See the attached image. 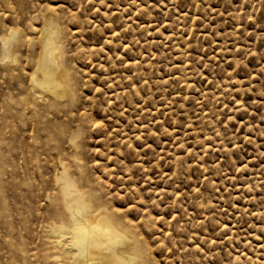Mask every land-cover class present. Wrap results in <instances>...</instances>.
I'll list each match as a JSON object with an SVG mask.
<instances>
[{"label":"rangeland","instance_id":"374dc122","mask_svg":"<svg viewBox=\"0 0 264 264\" xmlns=\"http://www.w3.org/2000/svg\"><path fill=\"white\" fill-rule=\"evenodd\" d=\"M83 204L138 264H264V0H0V264L73 261Z\"/></svg>","mask_w":264,"mask_h":264},{"label":"bare ground","instance_id":"6f19581e","mask_svg":"<svg viewBox=\"0 0 264 264\" xmlns=\"http://www.w3.org/2000/svg\"><path fill=\"white\" fill-rule=\"evenodd\" d=\"M53 19H54L53 17H49L46 20L50 24H53L54 22ZM49 26L52 27V25ZM49 28L44 29L41 38L43 51L41 52L42 54L37 66V71L39 75L38 77L34 76L35 78L33 79V82L36 85V87H38L40 90L50 93L52 96H54V98H58V97L63 98L69 92V91L67 92V85H68L66 78L67 74L65 75V70L63 69L61 63L58 60L59 58L55 53L57 52L55 51L53 45L55 43H52V39H53L52 36H54L56 32L54 33V30L52 31ZM10 39L11 38H9L8 40ZM5 40L7 39H4L3 41ZM6 45H7V41H6ZM8 46L10 45H7V48H9ZM6 51H9V49H7ZM89 207L91 208L90 205L89 206L85 205L83 207V210L79 208L80 210L77 211L76 214L77 216L76 215L74 216L75 222L73 221L74 224L72 223L73 226L71 225L72 226L71 232L69 233L65 232L68 233L70 237L67 236L69 237L67 239V242L65 241L66 242L65 243L64 240L63 242L66 244V247H69L73 250V252L71 250L70 251L72 252L71 254L74 255L73 256L74 262L70 260L73 262L70 264H138L140 263V258L135 253L136 247L134 243L131 241V239H129V237H127L122 231H120L119 228H117L113 220L110 219L111 217L109 218L104 211L103 213L101 212L97 214L92 220L90 219L88 220L86 218L88 209H90ZM91 213L94 212H90V214ZM59 238L61 239V241L62 239H65L62 234L59 235ZM54 241L56 242V240ZM70 251H68V255ZM64 258L67 259L66 256ZM66 261L68 263L70 262L69 259H67Z\"/></svg>","mask_w":264,"mask_h":264}]
</instances>
